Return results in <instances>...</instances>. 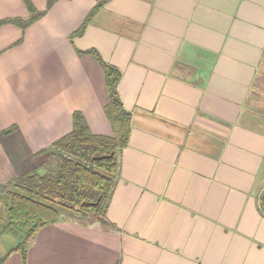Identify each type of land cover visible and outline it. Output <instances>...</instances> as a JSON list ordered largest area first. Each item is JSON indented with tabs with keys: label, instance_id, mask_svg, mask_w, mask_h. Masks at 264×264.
<instances>
[{
	"label": "crops",
	"instance_id": "crops-1",
	"mask_svg": "<svg viewBox=\"0 0 264 264\" xmlns=\"http://www.w3.org/2000/svg\"><path fill=\"white\" fill-rule=\"evenodd\" d=\"M30 1L44 14L21 28L6 20L30 16L24 1L0 0L1 221V188L44 172L73 112L113 136L103 71L78 51L121 72L130 135L113 227L63 216L26 264H264V0Z\"/></svg>",
	"mask_w": 264,
	"mask_h": 264
},
{
	"label": "trees",
	"instance_id": "trees-1",
	"mask_svg": "<svg viewBox=\"0 0 264 264\" xmlns=\"http://www.w3.org/2000/svg\"><path fill=\"white\" fill-rule=\"evenodd\" d=\"M23 1L30 16L27 19L6 20L21 28L44 14L38 13L30 0ZM56 1L59 0H46V8ZM101 3L94 6L87 19ZM83 28L84 25L74 34L79 35ZM77 53L91 55L103 71L107 96L103 113L113 136L92 134L83 115L75 111L71 131L56 140L48 150L41 151L49 152L50 156L43 165L46 168L44 172L39 173L37 169L24 172L1 188L8 203L6 222L0 231V264L12 253H18L22 263L26 264L28 248L37 232L63 216L80 217L82 221L87 219L86 223L97 221L104 228L113 227L106 218V211L116 187L118 157L129 140L130 114L124 110L117 90L121 72L104 62L96 50ZM110 154L111 158L93 160L94 157ZM97 200V205L86 204ZM261 200L264 208V193Z\"/></svg>",
	"mask_w": 264,
	"mask_h": 264
},
{
	"label": "rangeland",
	"instance_id": "rangeland-1",
	"mask_svg": "<svg viewBox=\"0 0 264 264\" xmlns=\"http://www.w3.org/2000/svg\"><path fill=\"white\" fill-rule=\"evenodd\" d=\"M0 214H2V212H0ZM68 218H70V216H67ZM73 217H77V216H73ZM4 217L2 216V215H0V231H1V229L3 228V226H4V224H5V222H6V218H5V220H3V221H1L2 219H3ZM80 217H78V218H76L77 220H78V223L80 224V225H82L83 227H85V224H86V222L85 221H88L87 219L86 220H83L82 221V219L80 218ZM95 221H93V222H91V223H94ZM95 223H97V221L95 222ZM5 242H6V240H5ZM2 243H1V241H0V245H1ZM12 254H14V253H12ZM18 254V253H17Z\"/></svg>",
	"mask_w": 264,
	"mask_h": 264
},
{
	"label": "water",
	"instance_id": "water-1",
	"mask_svg": "<svg viewBox=\"0 0 264 264\" xmlns=\"http://www.w3.org/2000/svg\"><path fill=\"white\" fill-rule=\"evenodd\" d=\"M112 157V154L110 155H104V156H99V157H94L93 160H101V159H105V158H111ZM99 202V200H97L95 203H86V204H89V205H97Z\"/></svg>",
	"mask_w": 264,
	"mask_h": 264
}]
</instances>
